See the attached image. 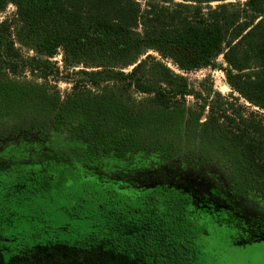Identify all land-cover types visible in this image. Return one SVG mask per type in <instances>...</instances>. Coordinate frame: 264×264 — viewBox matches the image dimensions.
I'll use <instances>...</instances> for the list:
<instances>
[{"label": "trees", "instance_id": "obj_1", "mask_svg": "<svg viewBox=\"0 0 264 264\" xmlns=\"http://www.w3.org/2000/svg\"><path fill=\"white\" fill-rule=\"evenodd\" d=\"M10 5L15 18L0 21V137L69 130L87 160L63 150L55 157L84 163L91 175L101 164L139 175L142 161L161 167L197 154L264 203V118L248 111L264 113V0H0V14ZM220 58L237 97L217 92L210 77H188ZM52 80L71 91L62 97ZM42 158L33 184L38 169L23 161L0 175V264H106L98 255L116 248L171 255L180 247L184 264L196 247L204 253L207 225L192 218L186 191L119 193L96 175L98 188L73 192L56 182L75 173Z\"/></svg>", "mask_w": 264, "mask_h": 264}, {"label": "flooded vegetation", "instance_id": "obj_2", "mask_svg": "<svg viewBox=\"0 0 264 264\" xmlns=\"http://www.w3.org/2000/svg\"><path fill=\"white\" fill-rule=\"evenodd\" d=\"M30 139L32 137H35L37 141L40 143H44L49 140L53 141V146L56 147V151L50 154L51 156H54L58 152L63 150L65 154L69 157H79L82 161H86L87 159L84 157L86 156L81 152L83 150L82 144H79L76 140L80 136H77L75 133H72L71 131H65L64 133L56 132L52 129H49L47 132H41L36 131L34 129H30L26 132H22L17 135H11V136H5L0 137V150L3 147V144L7 140L16 141L22 140L24 138ZM62 138H65V140H62L64 143H68V145H65L62 141H60ZM66 139H70L67 140ZM85 147V145H84ZM81 149V150H80ZM6 156L4 157L3 154L5 149L0 153V161L5 158V163H0V175H6L10 174L15 170V168L11 167L14 166L16 162L23 161L26 164V167H31L29 172H34L35 165L33 163H36V161L44 156L49 157V154L46 152H39L36 153L34 157H31L30 159H22L18 157L16 154H14L13 149H8ZM5 151V152H6ZM84 151V150H83ZM9 156V158H8ZM11 156V157H10ZM185 154V151L180 154L176 158L175 161H177L179 164H185V168L187 167V170L189 171V175H179L176 173L173 176H164V177H156L155 179L157 181L162 182L163 180L161 178H169L170 182L173 185H177L183 188H188L189 191V199L192 202V205H194V209H198L200 212H207L209 214H212L215 218L217 217L218 221L222 223L223 225H226V229L228 234L231 236L230 243L228 244V250L232 251L235 249L238 250H245L250 248H256L259 246H264V203L252 196L247 194L244 190L241 192L239 191V187L235 184L234 181H230L227 177V171L224 170L221 164H219L218 161L213 160H203L200 156L197 154L193 155L192 157H188ZM4 157V158H3ZM52 158V157H51ZM43 159V158H42ZM47 160V159H45ZM103 160L102 158L100 159ZM3 164V165H2ZM42 167V166H41ZM38 169V168H37ZM99 171L98 173L95 172L94 175H97L100 177L101 180L104 178L113 181V182H121L124 183V186H129L130 184V178L133 179L132 174L129 172L124 177L122 174H115L110 175L105 172V168L100 165L98 167ZM43 169L39 168L36 173L33 174V179L31 184L35 183V179L39 177L37 176L38 173H42ZM129 171V170H128ZM29 172H27V177L29 176ZM118 172V171H117ZM103 175V176H101ZM122 177H121V176ZM139 182L137 185L147 186L149 185V179L147 177H144V174L141 175ZM220 176L222 178V182L224 183V189L221 190L223 195L227 198V201L224 203H220L217 201L216 198L210 195L212 185L211 183H215V177ZM103 179H102V178ZM104 179V181H105ZM226 180V181H225ZM30 180L23 181L24 185L23 188L28 187ZM22 184H15V189L19 190L20 186ZM3 196L7 194V190L5 188L7 185L5 183L3 184ZM185 190V189H184ZM16 191V190H14ZM19 194L21 192H18ZM1 195V194H0ZM2 197L0 196V199ZM238 204L241 207H238L235 205ZM122 209V208H121ZM5 212L4 206H1V200H0V218L3 220L1 224H4L5 220L2 217V214ZM127 213L125 215H128L129 217L133 216V209L128 208L126 210ZM124 215V213L122 212ZM202 252L199 254L197 251V247L194 252H192L189 257H187L184 264H210L211 260L208 257V254L206 253V247L202 245V248H199ZM232 249V250H231ZM173 252L170 255H160V254H153L152 252H149L146 254H136L134 252H131V249H127V251L124 253L120 249H115V255L121 258L120 264H148V259L153 260V264H182L181 260V247L180 248H173ZM172 251V250H171ZM179 259V260H178ZM117 260V259H116ZM120 259H118L119 262ZM134 260H137V262H132ZM178 260V261H177ZM158 261H161L157 263Z\"/></svg>", "mask_w": 264, "mask_h": 264}, {"label": "rangeland", "instance_id": "obj_3", "mask_svg": "<svg viewBox=\"0 0 264 264\" xmlns=\"http://www.w3.org/2000/svg\"><path fill=\"white\" fill-rule=\"evenodd\" d=\"M243 1V0H242ZM15 13H16V8L13 5L8 6L5 12L0 14V21H5L9 20L12 21L15 18ZM24 57L31 55V53H28L25 49L21 51ZM54 62L57 63L59 67L63 66L62 57L61 55H58L55 59H53ZM227 70L228 66L225 64L224 60L220 58L216 62L215 68L211 69H203L200 71H194L188 74V77L190 81L194 84H197L200 82L202 79L205 77H210L211 82L214 85V88L217 92L222 94L223 96L230 98V96L233 94L232 88L228 84V76H227ZM24 80L26 81H33L32 74L27 73L22 76ZM52 86H56L57 90L61 93V96H66L72 88V85L70 82H65L64 80H57V82H54L52 80V83H50ZM235 97H237V94H233ZM141 97V96H140ZM188 101L190 104H193L194 100L189 97ZM236 105H246L250 107L249 104H245L244 100H240L237 102ZM250 113H254L258 118L262 117L264 118V113L260 110H258L255 107H250L248 110ZM53 141L49 140L44 143H40L37 141L35 137H32L30 139H27L26 137L22 140H16V141H11L7 140L3 144V147L0 150V153L5 149V151H9L8 149H13L12 152L16 154L18 157L22 159H30L31 157H34L36 153L39 152H46L52 154L53 152L56 151V147L53 146ZM3 154L4 157L7 154V151ZM2 155V156H3ZM0 156V158L2 157ZM3 157V158H4ZM11 157V156H10ZM9 158V156H8ZM43 159H52V161H57L55 163L57 168H63L64 171H66L68 174L75 173L73 177H71L69 180H57V184L59 187L62 189H67V190H72L73 192L76 190H80L82 188H91L97 186V183L99 182V178H95L96 175L90 174L87 172V174H84V169L85 164L84 163H78L75 160H67L63 159V157H43ZM176 160V159H175ZM173 160L170 162V164L163 165L161 167H151L153 165L149 160L147 161H142L144 162L145 166L142 172L139 173V175L132 174L133 179L130 178V184L129 187L132 190H137V189H144L145 187L151 188L153 186H162V187H170V185L173 186V188L177 190H183L186 191L184 192L188 198L189 196V191L186 188L180 187V186H175L173 185L169 178H161L163 181H157L155 178L156 177H164V176H173L176 173L179 175H189V171L187 170V167L185 168V164H179L177 161ZM5 158L0 161V163H5ZM21 162V161H20ZM87 163V162H86ZM151 164V165H150ZM3 165V164H2ZM88 165V164H87ZM41 164L36 165V169L41 168ZM81 166V167H80ZM89 166V165H88ZM12 168H21L20 166H11ZM94 172L98 173L100 172L99 169L96 166H89ZM126 169H122L121 167H115L113 168L110 172L108 171L106 173L110 175H115V174H122L125 172H130V171H125ZM129 170H131L129 168ZM15 171V170H14ZM13 171V172H14ZM118 171V172H117ZM11 172V173H13ZM144 174V177H147L149 179V185L147 186H141L137 185L140 178L142 177L141 175ZM156 176V177H155ZM2 178V177H0ZM223 177L217 176L215 177V183H211L212 188H211V193L210 195L213 196L214 198L217 199L218 202L224 203L227 201V198L223 195L222 191L224 189V183L221 181ZM226 181V180H225ZM100 184L103 185V183L100 181ZM99 185V184H98ZM139 187V188H138ZM98 188V186H97ZM113 188H115L116 192L122 193L125 190L126 186H124V183L122 184L121 182H116L113 184ZM185 189V190H184ZM128 194L132 195V192H129ZM63 203L61 202L58 205H62ZM238 209L241 207L238 204H235ZM192 218L198 220L202 224L207 225V230L204 234V240H203V245L206 247V253L208 254V257L211 259L210 264H264V246H259L256 248H250V249H245V250H238L236 251L235 249H231L232 251L228 250V244L230 243V238L231 236L228 234L226 225L220 223L218 221L217 217L215 218L212 216V214H209L207 212L199 211L198 209H194L191 212ZM102 250V249H101ZM100 258H106L107 262L106 264H120L121 263V258L115 255V252H102L98 255ZM117 259V260H116ZM118 259L119 262H118ZM137 262V260H134L132 262ZM40 262L42 261H37L35 264H41ZM97 264H102V262L99 261L96 262Z\"/></svg>", "mask_w": 264, "mask_h": 264}]
</instances>
